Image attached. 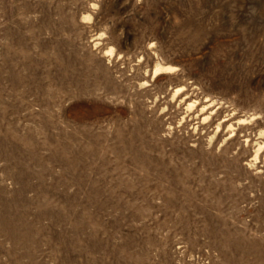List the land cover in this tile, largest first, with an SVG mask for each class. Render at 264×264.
<instances>
[{"label":"rangeland","instance_id":"1","mask_svg":"<svg viewBox=\"0 0 264 264\" xmlns=\"http://www.w3.org/2000/svg\"><path fill=\"white\" fill-rule=\"evenodd\" d=\"M0 264H264V0H0Z\"/></svg>","mask_w":264,"mask_h":264},{"label":"bare ground","instance_id":"2","mask_svg":"<svg viewBox=\"0 0 264 264\" xmlns=\"http://www.w3.org/2000/svg\"><path fill=\"white\" fill-rule=\"evenodd\" d=\"M159 72H161V71H160V70H157V72H156L155 75L157 76V75L161 74V73H159ZM177 94H179V93H177ZM230 128H231V127H230ZM253 158H254V157H253Z\"/></svg>","mask_w":264,"mask_h":264}]
</instances>
